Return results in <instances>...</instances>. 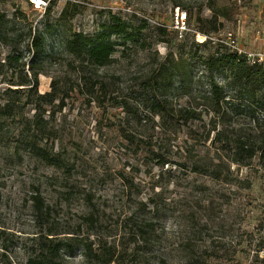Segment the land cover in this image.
Instances as JSON below:
<instances>
[{
	"label": "rangeland",
	"instance_id": "374dc122",
	"mask_svg": "<svg viewBox=\"0 0 264 264\" xmlns=\"http://www.w3.org/2000/svg\"><path fill=\"white\" fill-rule=\"evenodd\" d=\"M47 1L46 10L34 12L29 0H0V264H28L39 256L38 239L49 231L57 237L86 235L82 218L92 211L89 200L120 239L130 228L132 200L154 192H163L168 202L214 195L219 185L195 176L189 188L186 183L176 188L166 176L155 188L161 170L150 152L162 146L176 162L179 153L172 146L178 142L156 127L142 83L169 54L184 80L199 78L208 58L225 53L239 50L264 61V0ZM112 24L127 34L111 38V65L97 69V75L90 69L83 73L97 88L102 80L107 83L104 93L97 90L92 97L83 75L73 70L71 64L78 62L66 42L76 32L94 36ZM40 38L42 45L32 47ZM230 38L236 49L228 45ZM207 39L211 43L203 45ZM53 82L59 97L43 105L48 124L41 145L61 155L64 168L48 166L27 150L36 137L31 121L38 94L50 92ZM38 193L48 210L35 209ZM166 214L163 224L172 230L175 219ZM68 264H86L80 247ZM170 264L189 263L178 258Z\"/></svg>",
	"mask_w": 264,
	"mask_h": 264
},
{
	"label": "trees",
	"instance_id": "16d2710c",
	"mask_svg": "<svg viewBox=\"0 0 264 264\" xmlns=\"http://www.w3.org/2000/svg\"><path fill=\"white\" fill-rule=\"evenodd\" d=\"M160 31L167 33L166 28ZM126 34L118 24L94 36L72 34L66 50L78 62L71 64L73 70L83 75L90 69L89 74L97 75V69L115 60L111 38ZM42 42V38L32 40L31 45L39 48ZM171 57L162 60L142 83L148 91L149 113L158 121L156 127L178 142L172 146L179 153L176 162L164 147L150 149L151 159L161 170L154 186L161 187L166 176L176 188L184 183L189 188L195 176L215 182L220 189L200 199L168 202L163 192H154L147 199L132 200L133 212L126 221L130 228L120 239L89 200L92 211L82 218L88 233L57 237L49 231L38 239L40 254L28 264H68L78 247L86 264H170L178 258L189 264H264V61L238 51L225 53L208 58L199 78L184 80ZM82 80L92 97L95 91L108 89L104 80L98 88L91 78L83 75ZM58 93L53 82L50 92L38 94L31 121L36 137L28 142L27 150L48 166L64 168L61 155L41 145L48 124L43 105L53 104ZM179 97L184 102H177ZM59 106H65L64 97ZM9 108L7 104L2 113L6 115ZM198 189L207 192L205 186ZM33 200L37 211L47 208L40 193ZM167 211L175 219L172 230L163 224Z\"/></svg>",
	"mask_w": 264,
	"mask_h": 264
},
{
	"label": "built area",
	"instance_id": "2783aa9c",
	"mask_svg": "<svg viewBox=\"0 0 264 264\" xmlns=\"http://www.w3.org/2000/svg\"><path fill=\"white\" fill-rule=\"evenodd\" d=\"M29 4L31 6L32 11L39 12V11L46 10V7L48 6V1L47 0H29ZM228 45L232 47L233 49H236L235 41L232 40V38L229 39ZM238 52L241 53V51L239 50Z\"/></svg>",
	"mask_w": 264,
	"mask_h": 264
}]
</instances>
